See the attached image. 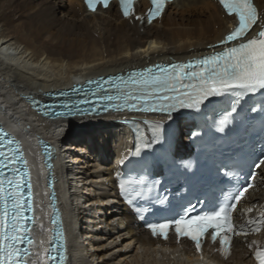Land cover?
Instances as JSON below:
<instances>
[{
    "label": "bare ground",
    "instance_id": "obj_1",
    "mask_svg": "<svg viewBox=\"0 0 264 264\" xmlns=\"http://www.w3.org/2000/svg\"><path fill=\"white\" fill-rule=\"evenodd\" d=\"M255 2L264 22V0ZM147 6L138 0L127 19L115 3L89 12L83 0H0V122L23 139L32 165L38 217L34 264L43 263L46 227L45 170L33 143L36 135L53 148L67 264L197 260L187 241L178 245L150 237L118 196L120 163L132 148L130 132L119 120L128 114L47 119L27 102L77 81L204 54L236 23L215 0H174L152 23L136 19ZM179 127L185 146L187 122ZM246 204L264 210V180ZM246 243L236 241L238 262H251Z\"/></svg>",
    "mask_w": 264,
    "mask_h": 264
},
{
    "label": "snow or ice",
    "instance_id": "obj_2",
    "mask_svg": "<svg viewBox=\"0 0 264 264\" xmlns=\"http://www.w3.org/2000/svg\"><path fill=\"white\" fill-rule=\"evenodd\" d=\"M88 2L91 7V0H88ZM153 3L156 4L157 0H153ZM220 3L228 13H235V16L238 17L237 26L223 38L222 43L224 41H239L238 46L230 47L227 52L217 56L194 62L193 67L199 66L201 68L200 72L193 71L189 73L186 70L188 65L183 66V69L178 66H171V72H166L160 76L153 75V69L148 68L140 73H131L127 81L120 78L123 83L127 85L130 82L133 88L136 89V92H132L131 89L126 88V102L129 99L133 103L139 100L144 104L155 105L152 108L153 111H167L170 113L177 107V104L180 107L198 109L205 102H211V98L223 96L237 89L248 93L264 90V25H259L256 9L250 3V0H220ZM104 6L107 7V0H104ZM162 7L163 5L161 4L156 11L159 12ZM124 14L126 16L129 14L127 9L124 10ZM254 25L259 26L261 30L255 35H251L250 30ZM154 67L159 68L158 65ZM145 73H148V75H145ZM184 77H188V79L185 80ZM169 93H172V95H169ZM101 99L111 101L112 97L104 95ZM92 107L95 108V105ZM231 111L234 113L237 109L233 107ZM73 114L84 113L79 108H76L75 112L72 110L68 112V115ZM226 122V119L221 121L219 131H224ZM6 136L7 134L2 133V130H0V145H3ZM152 142L154 141L145 143L144 148H150ZM8 143L11 145L13 141L9 140ZM140 151L137 148L134 154L139 155ZM3 157L4 153L0 151V167H7V164L3 162ZM259 163H264V161H259ZM20 176L22 178L23 173ZM9 188L10 195L8 199L13 201L12 210L15 214V219L11 227L5 225V239L10 241V243L7 249L0 248V254H2L0 264H21L23 253H20L18 258L17 253L20 252L19 244L23 242L24 233L27 232V229L25 228L22 233L19 225V214L23 206L19 191L21 188L20 179L9 180ZM121 188L124 190L123 185H121ZM3 191L2 181H0V192ZM136 194L140 195L141 193L138 191ZM243 195L244 192L239 191L232 199L234 201L239 200ZM234 206L233 203L228 205V207ZM222 212H225V214L222 215ZM222 221L224 223H221ZM174 223L178 234L186 235L197 242V249L200 248L199 238L206 230H213L212 239L215 241L217 231L224 227L229 230L232 228V225L228 223L225 209L214 211L204 216L198 215L194 219H188L187 221L176 219ZM148 226L153 234L157 232L163 234L169 227L167 223L149 224ZM8 233H11V235H8ZM28 243L30 244L32 241L29 239ZM255 256L259 264H264V251H256Z\"/></svg>",
    "mask_w": 264,
    "mask_h": 264
},
{
    "label": "water",
    "instance_id": "obj_3",
    "mask_svg": "<svg viewBox=\"0 0 264 264\" xmlns=\"http://www.w3.org/2000/svg\"><path fill=\"white\" fill-rule=\"evenodd\" d=\"M54 114H57V112H55ZM44 147V152L48 153V151L46 150L48 147L47 146H43Z\"/></svg>",
    "mask_w": 264,
    "mask_h": 264
}]
</instances>
